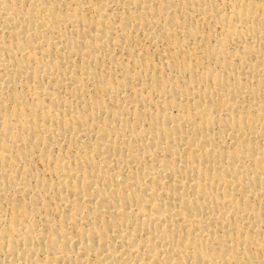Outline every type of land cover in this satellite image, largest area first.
<instances>
[{
  "label": "bare ground",
  "instance_id": "1",
  "mask_svg": "<svg viewBox=\"0 0 264 264\" xmlns=\"http://www.w3.org/2000/svg\"><path fill=\"white\" fill-rule=\"evenodd\" d=\"M0 264H264V0H0Z\"/></svg>",
  "mask_w": 264,
  "mask_h": 264
}]
</instances>
